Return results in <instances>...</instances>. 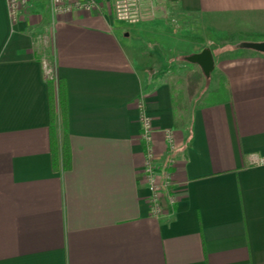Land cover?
<instances>
[{
    "label": "crops",
    "instance_id": "obj_1",
    "mask_svg": "<svg viewBox=\"0 0 264 264\" xmlns=\"http://www.w3.org/2000/svg\"><path fill=\"white\" fill-rule=\"evenodd\" d=\"M155 1L127 25L107 9L56 15L44 1L13 23L0 0V264H264V52L207 45L229 100L175 106L172 84L138 69L148 51L128 43L172 14L264 34V0ZM45 57L67 84L69 170L52 166ZM141 105L157 167L173 174L159 215Z\"/></svg>",
    "mask_w": 264,
    "mask_h": 264
},
{
    "label": "rangeland",
    "instance_id": "obj_2",
    "mask_svg": "<svg viewBox=\"0 0 264 264\" xmlns=\"http://www.w3.org/2000/svg\"><path fill=\"white\" fill-rule=\"evenodd\" d=\"M238 21L237 18L222 17L217 23L208 26L201 24L192 16L172 14L164 23L150 26L146 36L132 32L128 43H135L148 51L143 58L144 62L138 65L142 74L152 76L157 72L161 73L172 84L174 96L181 104L196 100L199 94H201L199 97L202 99L201 102L204 103L219 97L213 95V91L218 87L221 78L219 79L215 70L209 77L204 74L200 87L192 85V89L189 88L192 92L189 93L187 87L190 84L186 85L185 80L196 64L189 62L187 56L201 52L204 48H208L207 45L216 51L213 53H218L223 45L237 46L234 44L235 41L264 36V34H255L252 29H245ZM222 38L227 41L223 43Z\"/></svg>",
    "mask_w": 264,
    "mask_h": 264
},
{
    "label": "built area",
    "instance_id": "obj_3",
    "mask_svg": "<svg viewBox=\"0 0 264 264\" xmlns=\"http://www.w3.org/2000/svg\"><path fill=\"white\" fill-rule=\"evenodd\" d=\"M34 1L48 2L51 9L56 15H63L72 12H99L104 13L109 10L113 16L120 22L126 24H136L141 20L144 10L153 8L155 6V0H7L8 9L13 23H17L20 12L29 6ZM45 68V76L49 80L56 79L54 65L49 57H45L43 60ZM142 107L141 115V135L144 144L145 151V164H144V178L148 184V188L151 190L150 203L153 214L159 215L163 210L162 204V192L163 190L173 186V174L169 170L160 174L156 165L155 149L154 148V135L155 128L152 118L145 111V106ZM169 148L171 150L176 149L175 135L170 129L164 131ZM259 161L264 162V159ZM162 180L159 181V177Z\"/></svg>",
    "mask_w": 264,
    "mask_h": 264
},
{
    "label": "trees",
    "instance_id": "obj_4",
    "mask_svg": "<svg viewBox=\"0 0 264 264\" xmlns=\"http://www.w3.org/2000/svg\"><path fill=\"white\" fill-rule=\"evenodd\" d=\"M203 71L200 68L191 70L187 75V80H185L189 93L192 91V85L199 86L203 78ZM218 87L213 91V95L219 96L215 100L206 101L208 103H223L229 100L230 89L224 79L221 77ZM67 84L64 79H54L49 80V96H50V115L52 120V160L53 168L56 171L59 170H69L72 167V155L70 146V131H69V101L68 100V90ZM175 95V92H174ZM173 100L175 101V106L180 102L176 100L175 96ZM59 125H61V137L59 135Z\"/></svg>",
    "mask_w": 264,
    "mask_h": 264
},
{
    "label": "water",
    "instance_id": "obj_5",
    "mask_svg": "<svg viewBox=\"0 0 264 264\" xmlns=\"http://www.w3.org/2000/svg\"><path fill=\"white\" fill-rule=\"evenodd\" d=\"M239 48H249L264 52V41H241L237 44ZM210 48H204L201 52L187 56V60L200 66L203 73L209 77L215 68V59Z\"/></svg>",
    "mask_w": 264,
    "mask_h": 264
}]
</instances>
